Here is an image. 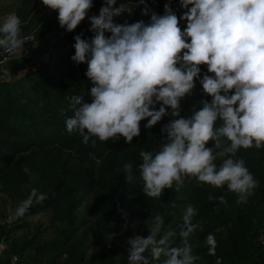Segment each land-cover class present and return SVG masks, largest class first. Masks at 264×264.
Instances as JSON below:
<instances>
[{
	"label": "clouds",
	"instance_id": "1",
	"mask_svg": "<svg viewBox=\"0 0 264 264\" xmlns=\"http://www.w3.org/2000/svg\"><path fill=\"white\" fill-rule=\"evenodd\" d=\"M170 2L163 15L153 11L147 23H114V17L131 11L123 2L116 7L117 0H104L99 15L88 17L93 36H74L71 60L87 64L91 99L70 98L72 115L65 119L66 130L78 132L85 145L121 137L131 144L140 136L141 121L147 120L145 128L151 129L171 115L173 119L160 129L164 136L160 148L139 153L136 167L144 195L159 199L165 189L175 185L179 190L195 180L197 186H226L236 195L237 205L247 203L260 182L236 154L264 147V0H179L186 10L179 17ZM42 4L58 12L61 28L73 32L93 0H42ZM181 20L186 22L183 30ZM26 41L15 13L0 16V49L22 55ZM201 65L207 66L202 78ZM8 74L5 69L4 75ZM196 80L211 100H201L199 110L193 105L190 116H181V100L192 94ZM209 141L214 142L212 147H206ZM123 168L126 181L132 183L133 164ZM46 199V193L33 188L15 215L23 216L34 201ZM215 199L226 203L223 196ZM196 214L192 204L183 206L178 233L165 229L161 214L152 215L145 222L148 235L134 234L127 240L128 264H195L198 257L193 255L191 238L200 227L193 223ZM177 236L179 242L174 243ZM205 244L214 256L213 233ZM6 249L7 244L0 243V252Z\"/></svg>",
	"mask_w": 264,
	"mask_h": 264
},
{
	"label": "trees",
	"instance_id": "2",
	"mask_svg": "<svg viewBox=\"0 0 264 264\" xmlns=\"http://www.w3.org/2000/svg\"><path fill=\"white\" fill-rule=\"evenodd\" d=\"M103 2L93 0L88 12L100 9ZM166 3L169 0H143V3L140 0L135 10L120 16L118 22L131 24L148 18L147 23L153 11L163 15ZM170 7L178 17L186 11L180 7L179 0H171ZM25 13L19 12L22 15L21 36L34 35V43L39 45L59 24L58 12L49 9L44 14L35 11L29 15L27 24L22 25L28 18ZM117 18L114 17L113 22ZM179 26L183 30L186 22L181 20ZM90 27L82 29L83 36H93L88 31ZM72 56L56 55L53 62L25 73L20 71L25 69L30 58H18L0 67V182L7 185L12 194H19L26 186H29L27 197L33 188L47 194L42 203L34 201L22 218L63 207L60 219L69 231L60 245L63 264H115L114 257L97 262L89 258L83 243L84 231L81 236L85 220L78 213L83 207L101 222L114 221L126 213V219L134 223L133 220L159 213L164 217L165 229L178 233L182 209L188 203L196 209L193 223L200 225L191 238L193 255L198 257L195 264H264V147L241 149L236 154L260 182L247 203L237 205L236 195L228 192L226 186L220 189L197 186L195 180L186 182L179 190L175 185L165 189L159 199L147 198L136 167L141 162L139 153L155 152L160 148L164 143L160 129L173 117H163L151 129L145 128L147 120L141 121L140 136L134 137L131 144L121 137L106 142L97 139L94 146L91 142L85 145L79 133H68L65 125V119L72 115L70 98L79 95L85 102L91 99L88 94L91 83L85 76L87 64L77 65L71 60ZM200 67L202 78L207 66ZM5 69L9 73L7 76ZM195 83L192 94L181 100V116H190L193 105L199 110L201 100H211L203 93L199 81ZM159 106L157 104L156 108ZM213 144L209 141L206 147ZM129 162L133 164L135 177L132 183L126 181L123 168ZM23 167H28L30 174H26ZM210 195L214 197L211 201ZM220 196L225 197L226 203L215 199ZM209 233H213L217 241L214 256L208 254L205 244ZM173 242L178 243L179 237H174ZM111 243L116 247L124 246V241L116 234ZM104 245L108 248L107 243ZM119 264H128L127 257Z\"/></svg>",
	"mask_w": 264,
	"mask_h": 264
},
{
	"label": "rangeland",
	"instance_id": "3",
	"mask_svg": "<svg viewBox=\"0 0 264 264\" xmlns=\"http://www.w3.org/2000/svg\"><path fill=\"white\" fill-rule=\"evenodd\" d=\"M20 11L26 12L24 15L28 16L26 22L22 24L26 25L31 18L29 15L35 11L44 14L49 11V8L42 4V0H0V16L15 13L21 20ZM118 19L119 17L115 19L114 23L124 24L126 22L119 23ZM82 38L89 39L90 37L85 34ZM74 43L73 38L52 49V51L50 50V52L54 55L56 53L57 55H74ZM26 51L30 57L29 62L38 63L45 58L49 48L34 47L30 43ZM1 52L2 49H0V54ZM28 187H24L19 194H12V190L0 182V239L4 238L7 243V249L0 257V264H58L57 261L63 264L65 260L64 256H60V245L69 232L68 226L60 219L63 207H58L56 210H46L25 218L17 217L15 209L20 201L27 198ZM78 213L85 220V225L81 228V236H83L84 231L83 243L89 252V258L95 259L97 262L100 259L107 260L114 257L116 259L115 264L122 263V258L127 257V240L129 237L134 234L148 235L145 222L154 215L150 214L133 220L134 223H132L122 216H117L114 221L101 222L96 220L84 207ZM129 229L132 230L131 233L127 232ZM112 233L124 241V246L116 247L111 243L109 236ZM104 243H107L108 248H105Z\"/></svg>",
	"mask_w": 264,
	"mask_h": 264
},
{
	"label": "built area",
	"instance_id": "4",
	"mask_svg": "<svg viewBox=\"0 0 264 264\" xmlns=\"http://www.w3.org/2000/svg\"><path fill=\"white\" fill-rule=\"evenodd\" d=\"M139 1L140 0H117L116 7H118L119 4L123 2L127 8L131 9L130 12L126 11L122 13L120 16L129 15L138 6ZM99 10L100 9H97L92 12H88L86 18L77 26V28L73 32H67L65 29L61 28L60 25L58 24L57 27L53 31L45 35L40 45L37 44L36 42L34 43V35L26 36L29 38V41H26L24 44L25 52L22 55H10L2 50L0 54V67L5 66L12 60H15L18 58H26V59L30 58L27 55V51H26V48L30 43H32L34 47H48L49 51L46 53L45 58H43L40 62L38 63L29 62L27 66L25 67V69L21 70L20 72L25 73L26 71L34 70L37 67L42 66L43 64H49L53 62L57 53L54 55L53 53L50 52V50L52 51V49L56 48L57 46H60L61 44H65L66 42H68L69 37H72L75 34H80L83 31L82 29L84 27H86L87 25H90V21L88 17H91L93 15H99ZM120 16H117V17H120ZM8 79L9 80L14 79V77H8ZM0 243L7 244L5 240H1ZM3 252L4 251L0 252V257L2 256Z\"/></svg>",
	"mask_w": 264,
	"mask_h": 264
}]
</instances>
